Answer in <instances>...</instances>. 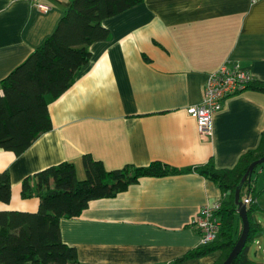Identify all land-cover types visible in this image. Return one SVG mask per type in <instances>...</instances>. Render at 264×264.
<instances>
[{"label": "crops", "instance_id": "0c3cea01", "mask_svg": "<svg viewBox=\"0 0 264 264\" xmlns=\"http://www.w3.org/2000/svg\"><path fill=\"white\" fill-rule=\"evenodd\" d=\"M41 2L47 10L0 0V80L54 31L70 0ZM103 24L110 39L90 45L89 62L66 91L46 96L51 129L19 155L0 149V172H8L11 186L0 208L36 211V196H20L22 180L63 161L84 176L86 153L106 169L153 161L188 168L142 177L59 221L62 241L85 264H167L202 245L192 220L202 205L224 196L194 168L210 158L218 169L232 168L260 141L264 93L258 90L226 99L207 139L186 109L201 101L207 75L226 61L264 83V0H143ZM253 242L254 255H264V230ZM220 255L177 264H210Z\"/></svg>", "mask_w": 264, "mask_h": 264}, {"label": "trees", "instance_id": "16d2710c", "mask_svg": "<svg viewBox=\"0 0 264 264\" xmlns=\"http://www.w3.org/2000/svg\"><path fill=\"white\" fill-rule=\"evenodd\" d=\"M143 0H70L54 31L5 77L0 80V149L19 155L42 132L51 129L46 96L57 98L75 81L79 71L91 58L90 45L108 40L109 29L103 20L115 16ZM264 93V83L254 79L247 88ZM264 154V128L256 148L242 154L232 168L218 169L212 158L194 168L215 182L224 196L219 215L221 227L217 238L193 248L167 264L203 257L221 250L220 257L210 264H221L235 244L241 221L237 214L234 193L239 199L256 192V179L251 175L241 183L248 165ZM85 177L78 179L75 164L63 161L26 176L20 196L39 200L34 212L0 208V264H85L78 260L76 249L64 243L60 235L61 218H75L94 199L113 197L142 177H164L185 172L161 161L146 166L126 164L106 169L91 154L81 156ZM264 163L255 167L259 176ZM263 177V176H262ZM11 198L10 178L0 172V205ZM249 219L247 241L231 264H257L249 255L250 244L262 233L264 225L253 219L256 202L246 206Z\"/></svg>", "mask_w": 264, "mask_h": 264}, {"label": "built area", "instance_id": "2783aa9c", "mask_svg": "<svg viewBox=\"0 0 264 264\" xmlns=\"http://www.w3.org/2000/svg\"><path fill=\"white\" fill-rule=\"evenodd\" d=\"M27 1L40 10L48 9V6L41 0ZM254 79L253 75L241 68L238 63L227 61L207 75L201 101L186 109L188 115L194 118L197 133L201 139L211 136L214 114L220 111L223 102L229 97L243 92ZM258 172L264 180V165L258 169ZM242 202L247 206L253 203V200L247 195ZM220 208V200L204 204L192 220V225L198 229L201 235L202 245L209 244L217 238L221 227V217L218 213ZM255 243L259 245L257 240Z\"/></svg>", "mask_w": 264, "mask_h": 264}, {"label": "water", "instance_id": "95a60500", "mask_svg": "<svg viewBox=\"0 0 264 264\" xmlns=\"http://www.w3.org/2000/svg\"><path fill=\"white\" fill-rule=\"evenodd\" d=\"M262 163H264V154L248 165L247 170L241 179V183L244 182L246 179H250L255 167ZM234 200L237 205V214L241 221V232L235 244L233 245L228 255L221 264H231L233 262L235 257L239 254V252L245 245L249 233V219L247 216V208L246 205L239 199V189H236L234 193Z\"/></svg>", "mask_w": 264, "mask_h": 264}, {"label": "rangeland", "instance_id": "374dc122", "mask_svg": "<svg viewBox=\"0 0 264 264\" xmlns=\"http://www.w3.org/2000/svg\"><path fill=\"white\" fill-rule=\"evenodd\" d=\"M85 175L78 177V179H83ZM253 177L257 180L255 183L256 192L259 193V195L256 196V199L253 202H257L258 209L255 210L252 213V217L255 221L260 222L262 225H264V180L262 175L256 176L255 173H253ZM256 250V244L252 242L249 247L248 255L249 257L257 262L258 264H264V255L258 251L257 255H254V251Z\"/></svg>", "mask_w": 264, "mask_h": 264}, {"label": "bare ground", "instance_id": "6f19581e", "mask_svg": "<svg viewBox=\"0 0 264 264\" xmlns=\"http://www.w3.org/2000/svg\"><path fill=\"white\" fill-rule=\"evenodd\" d=\"M27 1V0H26ZM32 4V3H31ZM33 5V4H32ZM34 6V5H33ZM36 7V6H35ZM37 8V7H36Z\"/></svg>", "mask_w": 264, "mask_h": 264}]
</instances>
